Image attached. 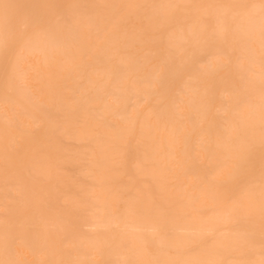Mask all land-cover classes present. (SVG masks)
Masks as SVG:
<instances>
[{"label":"rangeland","instance_id":"1","mask_svg":"<svg viewBox=\"0 0 264 264\" xmlns=\"http://www.w3.org/2000/svg\"><path fill=\"white\" fill-rule=\"evenodd\" d=\"M13 2L96 6L90 26L72 33L56 29L47 39L38 37L27 46L15 41L0 46V233L6 192L15 189L10 222L38 235L43 245L37 253L17 249L19 258L88 259L98 264L118 259L241 258L243 249L234 234L243 230L244 222L226 225L219 201L202 191L209 181L219 192L230 193L236 184L229 173L236 153L228 144L217 143L232 95L241 86L236 54H227L232 45L208 39L205 25L197 21L210 15L207 10H186L163 28H150L142 19L168 16L167 9L131 8L117 24L113 10L104 6L246 0ZM234 28L253 32L258 53V23L253 27L241 21ZM116 29L119 36L112 39ZM6 65L28 70L27 90L10 85ZM154 69L162 74L158 82L151 79ZM254 73L258 84V57ZM130 81L134 86L126 87ZM168 96L191 100L181 106L186 135L178 139L164 132L163 122L159 128L150 127L144 115ZM21 110L29 114L23 132L10 123ZM136 111L142 115L132 122L128 114ZM116 116L124 117L116 120L119 133L110 138L99 135L103 122ZM238 119L239 127L224 133L233 144L246 134L248 124L254 123L258 131V90L251 111ZM158 142L167 143L169 150L159 151ZM203 142L210 144V152L202 148ZM172 157L180 162L174 178L168 172ZM261 163L257 142L242 170L258 178ZM121 192L136 195L139 211L126 210L116 195ZM153 230L173 238L172 252L161 251ZM258 246L257 240V259Z\"/></svg>","mask_w":264,"mask_h":264},{"label":"snow or ice","instance_id":"2","mask_svg":"<svg viewBox=\"0 0 264 264\" xmlns=\"http://www.w3.org/2000/svg\"><path fill=\"white\" fill-rule=\"evenodd\" d=\"M96 7L86 4H58V3H32L18 4L13 0H0V46L7 47L10 41L21 43L25 46L30 45L40 37L47 39L56 29H61L68 33L90 26L91 10ZM113 10V19L117 24H122L128 15L127 10L131 8H164L169 12L165 17L146 16L141 23L150 28H163L169 21L177 15H182L186 10H207L210 15L197 17V21L205 25L208 39L228 42L232 45L231 55L236 54L238 66L242 70L241 86L234 91L232 102L225 112V121L221 130V135L217 138V143L228 144L230 150L236 153L235 159L229 166V173L236 180L234 189L229 192H219L213 186L214 182L209 181L207 187L202 191L205 195L218 200L222 209V220L226 225L238 226L244 222L243 230L237 231L235 243L243 249L241 258L230 260L216 258H196V259H153L150 261L118 259L110 264H264V0L258 3L252 0L237 3H170L166 5H132V4H110L105 5ZM246 21L249 25H259V50L257 53L256 41L251 30L241 33L234 28L238 22ZM112 39H117L119 30L116 29L111 34ZM238 45V46H237ZM259 62L260 73L257 84L254 73V65ZM6 75L11 73L10 85L19 91L28 88V70L19 65H12L11 69L6 65L4 68ZM161 72L154 69L151 72V79L159 81ZM134 82H129L126 87H133ZM259 92L260 120L257 126L250 123L246 127V134L239 137L236 142L231 143L232 137L224 135L230 133L240 125L238 117L251 111L256 92ZM5 102L8 97L5 96ZM188 97H162L145 115L149 126L160 127L164 123V132L170 133L173 139H178L186 135V118L182 114V105L190 103ZM28 112L21 110L16 118L10 123L18 131L23 132V121L28 118ZM142 113L136 111L128 114V119L135 122ZM116 116L114 120L103 122V133L105 138L117 135L120 131L116 120L123 119ZM154 122V124H153ZM168 124L172 127L169 128ZM259 144L262 153V163L259 177L251 173H245L242 165L248 155ZM205 151H211L210 144L202 143ZM159 151L169 150L167 143L158 142ZM10 159L6 144L5 163ZM143 163H150L144 161ZM180 162L172 157L168 166L171 177H175L177 167ZM9 170L6 167V175ZM7 182V181H6ZM117 198L126 205L128 212H137L138 201L136 195L130 192L116 194ZM17 197L15 189L6 192V203L4 207V226L0 233V251L3 258L0 264H98L97 261L88 259H60V260H41L28 261L19 258L17 249L26 250L32 253L43 251V245L38 235L18 230L9 219V204ZM153 240L165 254L173 251V238L159 230H153ZM258 240V254L257 253Z\"/></svg>","mask_w":264,"mask_h":264},{"label":"bare ground","instance_id":"3","mask_svg":"<svg viewBox=\"0 0 264 264\" xmlns=\"http://www.w3.org/2000/svg\"><path fill=\"white\" fill-rule=\"evenodd\" d=\"M170 51H171V50H170ZM225 102H226V101H225ZM225 102H224V103H225ZM224 106H225V105H224ZM246 121H247V120H246Z\"/></svg>","mask_w":264,"mask_h":264}]
</instances>
